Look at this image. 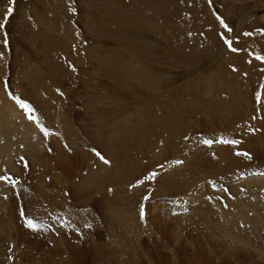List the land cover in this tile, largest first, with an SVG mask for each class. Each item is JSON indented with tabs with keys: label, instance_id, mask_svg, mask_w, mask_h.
I'll use <instances>...</instances> for the list:
<instances>
[{
	"label": "rangeland",
	"instance_id": "1",
	"mask_svg": "<svg viewBox=\"0 0 264 264\" xmlns=\"http://www.w3.org/2000/svg\"><path fill=\"white\" fill-rule=\"evenodd\" d=\"M0 24V264H62L70 246L97 264L136 251L147 264L146 242L172 251L160 223L208 251L213 232L192 217L203 205L214 235L238 241L221 252L264 264V0H0ZM200 148L211 172L188 170ZM111 192L123 209L103 205ZM62 213L66 229L18 222ZM250 232L252 259L234 250Z\"/></svg>",
	"mask_w": 264,
	"mask_h": 264
},
{
	"label": "bare ground",
	"instance_id": "2",
	"mask_svg": "<svg viewBox=\"0 0 264 264\" xmlns=\"http://www.w3.org/2000/svg\"><path fill=\"white\" fill-rule=\"evenodd\" d=\"M57 20V19H56ZM1 76V75H0ZM259 80V79H258ZM257 82V81H256ZM254 89V88H253ZM262 90H261V95H263V98H264V87H262L261 88ZM251 94V93H250ZM238 104V103H237ZM250 110V112H251V110L252 109H249ZM246 112V111H245ZM247 114V113H246ZM248 115V114H247ZM250 115H251V113L249 114V116L248 117H250ZM249 137L250 138H252V139H257L258 137H259V135L258 136H254V135H249ZM245 139H247V138H245ZM248 141H250V140H248ZM257 143H259V140L257 141ZM258 145V144H257ZM264 145V144H263ZM250 146V145H249ZM251 148V147H250ZM226 149H229V148H226ZM245 150V149H244ZM197 152L196 153H194L193 155H191V153H189L188 154V157H187V163L189 164L188 165V167H189V169L188 170H191L192 172L193 171H196V170H200V169H203V170H206L205 171V173L206 172H211V170L210 169H208V167H210V166H213V164L211 163V161L209 162V160H207V159H203V148H200V149H198V150H196ZM260 151V150H259ZM227 152V151H226ZM261 152V151H260ZM205 153V152H204ZM227 153H230L229 151L227 152ZM46 154V153H45ZM60 154H61V152H58V158L57 159H50V163L51 164H59V165H61L62 163H63V160L64 159H62V158H60ZM207 154V153H206ZM229 155V154H228ZM231 155V154H230ZM203 156V157H202ZM227 156V155H226ZM232 156V155H231ZM230 156V157H231ZM229 157V156H228ZM227 157V158H228ZM235 157V156H234ZM69 158V157H68ZM71 158V157H70ZM205 158V157H204ZM244 158V157H243ZM255 158V157H254ZM210 159V158H209ZM239 160V159H238ZM109 161V160H108ZM213 161V160H212ZM235 161H237V160H235ZM240 161V160H239ZM246 161V160H245ZM71 164L72 163H74V164H76L77 163V166H79V165H83V164H85L86 162H87V159H83V158H81V159H79V158H77V157H73V158H71L70 159V161H69ZM49 163V164H50ZM239 163V162H238ZM227 165V164H226ZM185 167H187V166H185ZM187 167V168H188ZM217 167L221 170L223 167H225V166H223V167H219V165H217ZM214 168V167H213ZM179 169V168H178ZM225 169V168H224ZM214 170V169H213ZM186 171V170H185ZM181 172V171H180ZM180 172H178L177 174H178V176H176V177H174V179H172L170 182H171V185H176L175 183H174V181L176 180V179H180V175H181V173ZM216 173V172H215ZM184 175V174H183ZM184 177V176H183ZM188 177V176H187ZM183 179H185V178H183ZM182 179V180H183ZM246 181V180H245ZM251 182H253V180L251 181ZM251 182H249L250 183V185H249V188H250V186H251ZM177 183V182H176ZM188 183H189V181H188ZM187 183V184H188ZM248 183V184H249ZM183 185L184 186V180L183 181H179L178 182V186L179 185ZM187 184H185L186 186L183 188H181L180 190H176V191H178V192H185L184 190L186 189V187H188V185ZM193 184V183H192ZM191 185V184H190ZM237 185V184H236ZM176 187V186H175ZM177 188V187H176ZM248 188V187H247ZM248 188V189H249ZM258 188V187H257ZM172 189V188H171ZM256 189V188H255ZM187 190V189H186ZM173 191V190H172ZM234 191V190H233ZM235 191H236V189H235ZM234 191V192H235ZM232 193V192H231ZM237 193H238V190H237ZM255 193H257V195H258V192H255ZM236 194V193H235ZM254 194V193H253ZM253 194H251V195H253ZM127 195V194H126ZM129 195V194H128ZM127 195V196H128ZM234 195V194H233ZM238 195V194H237ZM243 195V194H242ZM241 195V196H242ZM247 196V195H246ZM255 196V195H254ZM237 197V196H236ZM258 197V196H257ZM111 198V199H110ZM118 200H120V201H122V202H118L117 201V199ZM247 198V197H246ZM104 200H103V202H104V206H106V203L107 202H109V204L111 205V206H109V207H112L113 206V204H114V206L115 207H118V206H120L122 209L124 208L123 206H124V198L123 197H121V196H119V193H115V192H111V194H109V195H106L104 198H103ZM239 199V198H238ZM241 199V198H240ZM232 200V199H231ZM234 200V199H233ZM244 200L246 201V199H245V197H244ZM229 201H230V199H229ZM239 201V200H238ZM237 201V202H238ZM112 202H113V204H112ZM235 202V201H234ZM237 202H235L236 204H237ZM240 202H242L241 200H240ZM247 202H248V200H247ZM258 203V202H257ZM208 204V203H207ZM231 204V203H230ZM209 205V204H208ZM241 205V204H240ZM259 205V204H258ZM212 206V205H211ZM239 206V205H238ZM203 207H204V205H203ZM203 207H197V208H195V213L193 212L192 214H193V218H194V221H196V224L197 223H201L203 226H205L206 227V229H207V227H208V231L209 232H213V234L211 235V234H208V235H211V236H213L212 238H213V240L211 239V236H210V238H204L205 240H207L206 242H208V241H213L212 243H213V245H211V249L209 248V250L208 251H206L205 250V248H203V243H205V242H203L202 244H201V241L199 240V242H197V241H194V242H192L191 244H192V246H190V245H188L187 243H184V242H181V241H179L177 238V236L174 238V237H171V235H169L168 234V232L167 231H165L166 229H165V225H162L161 223H160V226H162V227H159V232L158 233H162L161 234V236L163 237V240L165 241V244H166V246L167 247H170V249H172V251L171 252H166V251H164L163 249H162V247L161 246H159V244L157 243H155V242H157V241H155L154 242V245L152 244L153 242H151V243H149V245H150V248L147 246V244H148V242H146V244H144V248H146V249H148V252H147V255H149V257L148 258H140L141 259V261L142 260H144V262H146L147 264H148V262H149V260H150V258H158L160 261V263L159 264H168V255H170L171 257H172V259H170L171 260V264H241L242 263V261H241V259H239L240 258V254H238V253H241V255H242V253L243 252H240V249L241 250H245L244 251V253H243V255L242 256H247L249 259H252L254 256H253V252L255 253V255H260L261 254V251L259 250L258 252H255V249L253 250V251H251V242L250 241H252V236H251V232H250V234H249V236L248 235H246L244 238H241V239H244V241L243 240H241V241H243L244 242V245L242 244V246H237V249H235L234 248V250H237V254L238 255H235L236 254V252H229V251H225V250H223L222 252L220 251V249H223L221 246H222V244H224V245H228V244H231V245H234L235 246V244H238L237 242L238 241H236V239H233V237H235V234H231V235H233V236H230L231 238L230 239H233V240H230V242L229 241H227V242H225V241H223L221 238H220V236L219 235H214V232L216 231V230H218V228H219V226H218V222H216V220L215 219H213L212 218V216L210 215L211 213H210V210H211V207L210 206H208V207H206L205 208V210L206 211H203L204 210V208ZM212 207H214V206H212ZM227 207V206H226ZM231 207H232V209L235 207L233 204H231ZM242 207V206H241ZM245 207V206H244ZM215 208V207H214ZM213 209V208H212ZM228 209H230V208H228ZM235 209L237 210V211H239V212H242V211H244V210H242L240 207H235ZM235 209H234V212H235ZM244 209H247V208H244ZM249 209V208H248ZM127 209H125V211H126ZM153 209H151V211H152ZM193 210V209H192ZM196 210H198L197 212H196ZM240 210H242V211H240ZM248 211V210H247ZM192 212V211H191ZM224 212H226V211H224ZM224 212H222L224 215H222V217H227V216H229V217H231V218H233V216H231V215H229V214H227V213H224ZM237 214V213H236ZM242 215H243V212L241 213ZM251 214V213H250ZM250 214H249V216H250ZM119 213H117V218H119ZM139 215H140V213H139ZM194 215L196 216V220H195V217H194ZM227 215V216H226ZM241 215V216H242ZM242 217H244V216H242ZM157 218V217H156ZM246 218H247V221H248V217H247V215H246ZM123 220V219H122ZM121 220V221H122ZM140 220V219H139ZM156 219L155 218H153V217H149L148 216V222H154ZM229 220V219H228ZM234 220V219H233ZM237 220V219H236ZM107 221L109 222V225L111 226V227H117V228H115L116 230H118L119 228H118V226H119V224L120 223H117L116 222V220L114 219V217H111V218H107ZM243 221V220H242ZM129 222V221H128ZM232 222V221H231ZM191 223H193V222H191ZM237 223V222H236ZM236 223H234V224H232V225H230V227H232V228H234V226H235V224ZM249 223V222H248ZM247 223V224H248ZM257 223V222H256ZM255 223V224H256ZM8 224V223H7ZM121 224H124L125 225V220L123 221V223H121ZM220 224V223H219ZM242 224H244V223H242ZM254 224V225H255ZM221 225V224H220ZM10 226V225H9ZM225 226H228V225H225ZM246 226V225H245ZM256 226V225H255ZM254 226V227H255ZM257 227V226H256ZM10 228H11V226H10ZM127 228H128V226H127ZM146 227H144V229H145ZM220 228L222 229L223 227H221L220 226ZM219 228V229H220ZM226 228V227H225ZM248 228V227H247ZM6 229V228H5ZM134 229V228H133ZM141 229V228H140ZM147 229V228H146ZM158 229V228H157ZM250 229H251V227H250ZM257 229V231H258V227L256 228ZM12 230V229H11ZM142 230V229H141ZM10 231V230H9ZM8 231V232H9ZM13 231V230H12ZM158 231V230H157ZM254 231H255V229H254ZM263 231V230H262ZM121 232V231H120ZM146 233H149V230L147 229V231H145ZM220 232V231H219ZM219 232H218V234H219ZM246 232H247V230H246ZM261 232V231H260ZM264 232V231H263ZM123 233V232H122ZM222 233H223V231H222ZM235 233V232H234ZM242 233V232H241ZM125 236H124V238L126 239V241H124L123 242V244H126V242H128V236H127V234H125V233H123ZM243 234V233H242ZM255 234H257V233H255ZM262 234V233H261ZM145 235V234H144ZM147 235V234H146ZM223 235V234H222ZM253 235V234H252ZM15 236V235H14ZM148 236H150V235H148ZM147 236V237H148ZM202 236V235H201ZM225 236V235H224ZM227 236V235H226ZM225 236V237H226ZM229 236H227L226 237V240H227V238L229 237ZM251 236V237H250ZM261 236V235H260ZM173 238V239H172ZM14 239V238H13ZM124 239V240H125ZM151 239V238H150ZM200 239V238H199ZM129 240H130V238H129ZM144 240V239H143ZM154 240V239H153ZM152 239H151V241H153ZM157 240V239H156ZM218 240V241H217ZM229 240V239H228ZM261 240V239H260ZM171 243H170V242ZM203 241V240H202ZM255 241H256V239H255ZM216 242V243H215ZM206 244H209V243H206ZM206 244H204V245H206ZM115 245V244H114ZM133 245V244H132ZM156 245V246H155ZM210 245V244H209ZM248 247H247V246ZM112 246H113V244H112ZM130 246V245H129ZM155 247V249L156 250H154L153 248ZM207 246V245H206ZM190 247V248H189ZM225 247V246H224ZM262 247V246H261ZM131 248V247H130ZM226 248V247H225ZM118 249V248H117ZM121 249H122V251H123V246L121 245ZM153 249V250H152ZM227 249V248H226ZM231 249H232V247H231ZM260 249V248H259ZM139 250V249H138ZM228 250V249H227ZM233 250V249H232ZM1 251V250H0ZM248 251V252H247ZM115 251L114 250H112V253H114ZM117 252V251H116ZM137 253L136 254H134L133 256H128V255H124V256H119L118 257V260L120 259H123V262H122V264H144V263H136L137 261H138V259H139V257H138V252H140V251H136ZM103 253H104V251H103ZM141 253H142V251H141ZM146 253V252H145ZM229 254V255H225V254ZM97 254V253H96ZM68 255H69V257H70V260H68V261H66V262H61L62 264H97V261L99 260V259H97L98 257H96L95 259H94V256H93V254H92V252H88V251H86V253H83V252H79V250H77L76 249V247H75V249L73 248V247H69V253H68ZM99 255V254H98ZM142 255H145L144 253L142 254ZM116 256V255H115ZM50 257V256H49ZM257 257V256H256ZM100 258V257H99ZM103 259V258H102ZM243 259H247V258H243ZM119 260V261H120ZM175 260H177L176 261V263H174V261ZM122 261V260H121ZM155 261V260H154ZM113 262L114 263H116V259L115 260H113ZM158 263V262H157ZM110 264V263H109ZM154 264V263H153Z\"/></svg>",
	"mask_w": 264,
	"mask_h": 264
},
{
	"label": "snow or ice",
	"instance_id": "3",
	"mask_svg": "<svg viewBox=\"0 0 264 264\" xmlns=\"http://www.w3.org/2000/svg\"><path fill=\"white\" fill-rule=\"evenodd\" d=\"M11 12H12V9H11V8L8 9V14H11ZM2 26H3V25L0 24V27H2ZM5 42H6V41H5ZM14 99L17 100V102L19 103V105H20L21 108H24L25 110L31 112V107H30V105L27 104V102L22 101V100H20L19 98H16V97H14ZM30 118H31V117H30ZM206 143H211V142H210V141H206ZM233 143H234V142H233ZM240 154H241V155H245V156L248 155L247 153H240ZM97 155H99V154H97ZM100 159L103 160L105 163H108V161H107L106 159H104L103 156H100ZM27 223H28V226H29V227H36V225H35V224L33 223V221L30 220V219L27 221Z\"/></svg>",
	"mask_w": 264,
	"mask_h": 264
}]
</instances>
